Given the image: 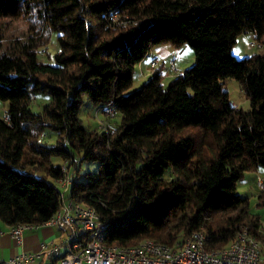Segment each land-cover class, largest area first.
<instances>
[{"label":"trees","instance_id":"1","mask_svg":"<svg viewBox=\"0 0 264 264\" xmlns=\"http://www.w3.org/2000/svg\"><path fill=\"white\" fill-rule=\"evenodd\" d=\"M19 22L26 29L7 36ZM245 32L261 51L237 59L232 48ZM54 33L50 64L40 54ZM184 44L195 52L191 67L167 87L158 69L129 92L154 48ZM230 78L251 109L230 102ZM37 96L49 99L38 113ZM85 98L102 111L112 104L114 133L84 126ZM0 100V223L50 219L63 176L51 160L60 158L69 199L98 212L106 245L171 244L202 229L217 250L243 227L264 240L236 190L245 172L264 169V0H0ZM48 131L52 146L39 140ZM78 157L98 172L77 179Z\"/></svg>","mask_w":264,"mask_h":264},{"label":"built area","instance_id":"2","mask_svg":"<svg viewBox=\"0 0 264 264\" xmlns=\"http://www.w3.org/2000/svg\"><path fill=\"white\" fill-rule=\"evenodd\" d=\"M255 46V44H251ZM261 47V43L257 44ZM160 61L152 58L150 66L156 70ZM173 68V60L170 61ZM102 112L107 119H99V128L111 134L117 126L111 121L115 111L110 103ZM98 117V115H97ZM40 135V139L44 138ZM62 178L57 185L59 207L48 221L41 225L18 224L9 234L17 245L24 241V231L41 226L59 229L63 237L57 243L43 242L35 252H20L6 260L0 256V264H27L40 261L53 264H260L264 251V240L249 227H243L233 241L223 249H207V234L197 230L188 236L182 235L171 244L144 239L133 246L106 245V227L93 208L69 199L71 175L67 166H62ZM257 186L264 191V179L257 176ZM3 232L0 230V234Z\"/></svg>","mask_w":264,"mask_h":264},{"label":"rangeland","instance_id":"3","mask_svg":"<svg viewBox=\"0 0 264 264\" xmlns=\"http://www.w3.org/2000/svg\"><path fill=\"white\" fill-rule=\"evenodd\" d=\"M25 29L26 27L22 22L8 24L6 34L7 36L18 35ZM258 43L260 42L257 40L256 35L253 32L242 33L236 39V43L232 48V54L237 59L247 58L252 54H256L261 51V47L257 46ZM251 44H255V46H252ZM45 49L46 53L44 52V49L41 50L40 58L50 64H54L55 62L53 60V55H55L59 50V47L56 42L55 33L52 35V38ZM156 50L157 48H154L150 55L144 59V62L147 66L150 64L152 58L156 54ZM170 58L174 59H172V69L170 68L169 63ZM170 58H166L165 64L162 69V85L164 87H167L171 80L180 72H182L186 68L191 67L196 60L195 52L189 44H184L180 48H177L176 53H174V55H172V57ZM149 67L150 73H148V75L142 73L141 69L138 66L135 68L133 84L132 87L129 89V92L139 88L151 76L154 71L160 69V65L156 68V70L152 69L151 66ZM223 90L228 94L230 102L233 103L236 107L241 108L243 110L251 109L250 102L246 97L244 91L242 90L240 82L238 80L234 78L227 79L224 82ZM48 102V97L37 96L35 102L32 104V111L38 113L42 109L43 105L47 104ZM6 111L7 103L0 100V117H4ZM96 111L97 109L90 104L87 98H85L84 104L80 111V118L83 121L84 126H86L88 129L95 128L97 125H99V119H107V117H105L102 112H99L97 114V117ZM117 121H119V119H117ZM55 140V133L48 131L47 135H45L42 139V142L47 144L48 146H52L55 144ZM76 161V165L79 168V174L77 176V179L85 180L87 173L98 172L97 162H81L79 157L76 159ZM51 162L53 165L61 166H63L65 163H63L60 158H53ZM260 170V172H245L243 177L237 182L236 190L241 197L248 199L250 213L258 218L260 222V230L264 232V197H260V190L257 186V176L261 175L264 179V169L260 168ZM34 172L37 176H41L43 174V171L41 169H37ZM57 187L58 189H60L58 185Z\"/></svg>","mask_w":264,"mask_h":264},{"label":"crops","instance_id":"4","mask_svg":"<svg viewBox=\"0 0 264 264\" xmlns=\"http://www.w3.org/2000/svg\"><path fill=\"white\" fill-rule=\"evenodd\" d=\"M176 49L171 45H162L157 48L156 54L154 55L153 58H158V60L160 61L159 65L161 72L165 64L166 58L172 57V55L176 53ZM172 59L173 58L169 59V63ZM144 61L145 60L141 61L137 66L141 69L142 73L148 75V73H150L149 72L150 64L147 66ZM260 171L261 170H258L257 172ZM10 228L11 227H8L0 223V230L3 232L2 234H0V256L3 260H6L14 255H17L20 252H35L39 249L41 243L43 242L57 243L63 237V234L59 229L50 226H41L35 229L25 230L23 234L24 241L23 244L20 246L16 244V242L9 234ZM260 232L264 235L263 231L260 230ZM27 264H53V263L48 261L43 263H41L40 261H35ZM260 264H264V251L262 252L261 255Z\"/></svg>","mask_w":264,"mask_h":264}]
</instances>
